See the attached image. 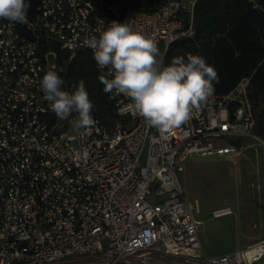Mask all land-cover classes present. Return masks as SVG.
Returning <instances> with one entry per match:
<instances>
[{
    "label": "built area",
    "instance_id": "built-area-1",
    "mask_svg": "<svg viewBox=\"0 0 264 264\" xmlns=\"http://www.w3.org/2000/svg\"><path fill=\"white\" fill-rule=\"evenodd\" d=\"M28 2L26 22L0 18V264H257L264 258V239L205 256L197 203L188 201L179 180L188 158L235 155L239 140L252 135L249 78L213 96L166 138L131 111L118 114L131 101L115 92L109 99L118 120L106 126L95 119L81 137L70 127L75 117L58 125L40 87L50 70L64 80L53 43L69 59L77 51L93 59L85 41L113 21L154 36L164 62L172 43L194 36L196 0H164L153 12L124 6L120 15L111 0Z\"/></svg>",
    "mask_w": 264,
    "mask_h": 264
},
{
    "label": "clouds",
    "instance_id": "clouds-1",
    "mask_svg": "<svg viewBox=\"0 0 264 264\" xmlns=\"http://www.w3.org/2000/svg\"><path fill=\"white\" fill-rule=\"evenodd\" d=\"M30 7L28 0H0V18L24 23ZM85 44L102 71L103 91L122 94L131 101L118 114L131 111L148 128L158 130L161 138L171 135L206 105L214 95V83H219L217 70L199 55L176 56L165 65L158 59L161 53L155 37L130 22L113 21L98 38L93 36ZM63 84L55 70L47 71L40 80L44 99L60 120L76 114L73 127L81 137L90 134L96 120L85 82L80 80L71 93L61 90Z\"/></svg>",
    "mask_w": 264,
    "mask_h": 264
},
{
    "label": "trees",
    "instance_id": "trees-1",
    "mask_svg": "<svg viewBox=\"0 0 264 264\" xmlns=\"http://www.w3.org/2000/svg\"><path fill=\"white\" fill-rule=\"evenodd\" d=\"M164 0H118L129 6L153 12ZM194 36L172 43L165 56L169 64L176 56L191 53L205 59L219 76L214 83L215 97L227 94L243 78H249V99L254 116L253 132L264 139V0H196L193 7ZM58 61L65 64L63 90L70 93L80 80L85 82L89 99L94 104V119L106 126L118 116L109 94L103 91L101 75L88 51L69 53L53 43ZM70 117H76L73 113ZM239 145V142L237 143Z\"/></svg>",
    "mask_w": 264,
    "mask_h": 264
},
{
    "label": "rangeland",
    "instance_id": "rangeland-1",
    "mask_svg": "<svg viewBox=\"0 0 264 264\" xmlns=\"http://www.w3.org/2000/svg\"><path fill=\"white\" fill-rule=\"evenodd\" d=\"M111 1L116 14L120 15L122 6L118 0ZM181 1L185 5L189 2ZM158 48L161 52L160 45ZM57 123L59 126H66V120L58 119ZM70 127L73 130V125ZM257 137L261 138L252 132V135L241 138L238 153L228 158L190 157L179 174L188 201L197 203L198 209H195L194 215L200 220V235L206 243L203 247L205 253L224 247L235 249V244L231 241L232 235L238 227L242 229V215H251L255 207L259 214L252 220L256 227L264 229V147ZM141 163L145 164V152ZM220 208H230L238 217V222L231 224L230 216L214 217V209ZM102 244L106 246L105 241ZM159 264L178 263L163 260Z\"/></svg>",
    "mask_w": 264,
    "mask_h": 264
},
{
    "label": "crops",
    "instance_id": "crops-1",
    "mask_svg": "<svg viewBox=\"0 0 264 264\" xmlns=\"http://www.w3.org/2000/svg\"><path fill=\"white\" fill-rule=\"evenodd\" d=\"M180 2H182L181 0H179ZM240 142V141H239ZM240 145V143H239ZM238 145V146H239ZM233 156V155H232ZM231 156H224V158H228ZM198 209V208H197ZM254 212L251 213V215L248 216H243L242 215V229L240 227H238L234 234L232 235V239L231 241L234 242L235 244V249H233L234 247H224V248H219L217 250H214L213 252L211 251L210 253H205L204 252V245H206L203 237H201L200 235V229L198 228V237H199V241H200V247H201V252L205 255V256H215V255H221V254H225V253H229L232 251H236V250H240L243 249L259 240L264 239V229L256 227L255 223H254V219L257 217V214H259V211H257L256 209H258L257 207L254 208ZM215 211L217 210H222V208L220 209H214ZM214 211V212H215ZM230 214H227V216L232 217V223L231 224H236V222H238V217H236L232 210L229 208ZM214 214V213H213ZM214 216V215H213ZM226 215L220 216V217H225ZM215 217V216H214ZM246 221H243V220ZM248 219V220H247ZM253 219V220H252ZM198 220V219H196ZM200 221V220H198ZM257 264H264V258H262Z\"/></svg>",
    "mask_w": 264,
    "mask_h": 264
},
{
    "label": "bare ground",
    "instance_id": "bare-ground-1",
    "mask_svg": "<svg viewBox=\"0 0 264 264\" xmlns=\"http://www.w3.org/2000/svg\"><path fill=\"white\" fill-rule=\"evenodd\" d=\"M228 210L222 209V210L215 211L214 212V216L215 217H220V216H223V215L227 216V214H230V212ZM199 224H200V221H199Z\"/></svg>",
    "mask_w": 264,
    "mask_h": 264
}]
</instances>
